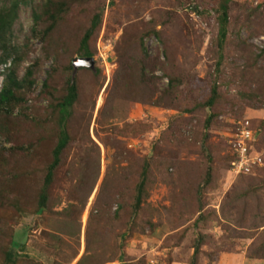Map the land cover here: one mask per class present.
<instances>
[{
    "label": "rangeland",
    "instance_id": "rangeland-1",
    "mask_svg": "<svg viewBox=\"0 0 264 264\" xmlns=\"http://www.w3.org/2000/svg\"><path fill=\"white\" fill-rule=\"evenodd\" d=\"M51 1L0 0V88L9 69L30 72L23 102L0 111V264L13 240V264H264V0H227L221 47L222 0H62L45 34ZM96 14L92 62L75 66ZM71 77L69 138L39 212ZM245 120L255 159L235 174Z\"/></svg>",
    "mask_w": 264,
    "mask_h": 264
},
{
    "label": "trees",
    "instance_id": "trees-1",
    "mask_svg": "<svg viewBox=\"0 0 264 264\" xmlns=\"http://www.w3.org/2000/svg\"><path fill=\"white\" fill-rule=\"evenodd\" d=\"M55 1V8L50 5V9H46L44 11V14L46 16V20L50 21L49 27L46 29V33L50 31L51 28L55 26L57 21L62 18L65 10L67 7H65V3L62 0H54ZM48 2H52L51 0H48ZM17 3H15V6ZM14 8V7H13ZM219 16H218V39H219V46L221 47V43L224 41L226 33H227V0H222V2L219 4ZM42 14V12H41ZM41 14L33 13L34 20H39L41 17ZM8 17H10L9 13L7 15L0 14V48L4 49L6 45H3L5 42V35L3 34L5 32L6 24H8ZM100 22V16L99 14H96L92 17L90 21L89 27L84 32L82 38L80 39V45H79V56L80 58H91V52L89 51L88 41L93 34L94 29L99 25ZM143 55L145 54V46H141ZM7 55H2L0 62H5V58ZM30 75V72L28 71L26 73V81L18 80L15 77V74L12 70H8L7 74L5 75L3 79L2 86L0 88V111L10 113L12 110L11 108L15 105L20 104L23 102L24 98L21 96V90L25 87L30 85V81H28V76ZM141 76L143 80H146V75L141 72ZM77 87L74 78H68L67 79V85L65 87V93L62 95V97L57 101L54 108L57 110V120H56V129L58 127V137L57 142L53 148L52 151V160L47 166L46 174L44 177V187L41 190V193L39 194V200H38V211L41 212L45 207L46 202V193H45V186L49 184L52 178L53 170L59 165L60 162V154L63 148L66 146L68 142L69 136L66 132V118L70 116L71 114V107L74 104L75 100L77 99ZM217 97V87L216 85H213L211 88V91L209 93V96L207 97L205 101L206 106H212L213 102L215 101ZM237 125H235L236 127ZM249 128H251V125H249ZM236 130V128H235ZM255 146V141L252 142ZM235 158V156H231L230 162ZM148 167V165L146 166ZM146 179V172L145 169L142 170V176L141 181L136 186V198L135 203L139 205L138 203L141 202V197L144 194V184ZM21 244L17 243L15 240L11 242V248L8 252L5 254V258L8 264H13L15 259V251L17 248H19ZM195 252L198 249V244L194 245ZM194 252V253H195ZM264 254V252H263Z\"/></svg>",
    "mask_w": 264,
    "mask_h": 264
},
{
    "label": "built area",
    "instance_id": "built-area-1",
    "mask_svg": "<svg viewBox=\"0 0 264 264\" xmlns=\"http://www.w3.org/2000/svg\"><path fill=\"white\" fill-rule=\"evenodd\" d=\"M231 146L232 155L235 156L230 162L231 170L238 173L248 172L250 169V163L255 157L251 156L250 148L252 149V142L254 134L249 128V122L247 120L240 121L237 124L236 130L232 134ZM257 157H259L257 155ZM261 161L260 157L256 159Z\"/></svg>",
    "mask_w": 264,
    "mask_h": 264
},
{
    "label": "water",
    "instance_id": "water-1",
    "mask_svg": "<svg viewBox=\"0 0 264 264\" xmlns=\"http://www.w3.org/2000/svg\"><path fill=\"white\" fill-rule=\"evenodd\" d=\"M77 60L79 62L78 61H77L78 63L73 62V65H75V66L87 65L88 66V64L92 62V58H78Z\"/></svg>",
    "mask_w": 264,
    "mask_h": 264
}]
</instances>
